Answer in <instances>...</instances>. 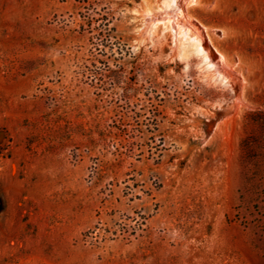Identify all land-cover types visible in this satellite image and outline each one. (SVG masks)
<instances>
[{"label":"rangeland","instance_id":"1","mask_svg":"<svg viewBox=\"0 0 264 264\" xmlns=\"http://www.w3.org/2000/svg\"><path fill=\"white\" fill-rule=\"evenodd\" d=\"M164 1L0 0V264H264V0Z\"/></svg>","mask_w":264,"mask_h":264},{"label":"bare ground","instance_id":"2","mask_svg":"<svg viewBox=\"0 0 264 264\" xmlns=\"http://www.w3.org/2000/svg\"><path fill=\"white\" fill-rule=\"evenodd\" d=\"M164 3L167 6H169L171 9H174L176 11V13L184 16L185 7L180 2V0H169V1L165 0ZM174 10L170 11L167 15H169V16L175 15ZM184 25H185V27H187L186 30H184V31L182 30L180 32L178 31V33H177V34H179V36L182 37V42L180 44L181 53L185 54L187 52L186 49L190 48L191 51H193V53H195L197 56L200 57V59L207 65V67L212 68L213 66H215V60H214V58H213V56L209 50V46L207 45L205 39L202 37L200 32L197 29L192 30L191 27H193V26L190 24L189 20H187V19L185 20ZM166 27H168V26H166ZM218 73H219V76H221V79L226 78V76L223 74L222 70L218 69Z\"/></svg>","mask_w":264,"mask_h":264}]
</instances>
